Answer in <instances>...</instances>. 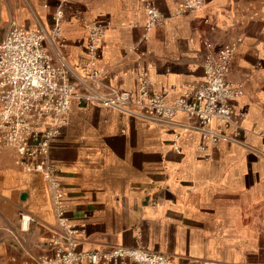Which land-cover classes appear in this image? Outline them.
Listing matches in <instances>:
<instances>
[{"label": "crops", "instance_id": "1", "mask_svg": "<svg viewBox=\"0 0 264 264\" xmlns=\"http://www.w3.org/2000/svg\"><path fill=\"white\" fill-rule=\"evenodd\" d=\"M181 1L0 0V39L10 19L50 27L61 6L72 63L87 60V25L100 21L106 81L135 95L146 71L173 100L203 79L205 40L238 38L227 77L243 84L229 102L241 113L242 143L200 150L194 130L73 102L50 157L82 249L143 244L167 254L165 264H264V156L253 150L264 151V0H204L194 11H182ZM150 3L165 19L146 29ZM16 156L0 150V264L50 253L57 229L45 178ZM20 213L31 217L26 229Z\"/></svg>", "mask_w": 264, "mask_h": 264}, {"label": "built area", "instance_id": "2", "mask_svg": "<svg viewBox=\"0 0 264 264\" xmlns=\"http://www.w3.org/2000/svg\"><path fill=\"white\" fill-rule=\"evenodd\" d=\"M204 0H182V11H194ZM145 28L164 22L165 16L153 4L146 6ZM61 6L52 13L50 27L38 22L26 28L10 19L0 39V150L16 152V164L45 178L57 219L48 246L50 253L31 256L19 264H165L171 258L146 245H116L107 249H82L77 228L70 222L64 204L61 170L50 157L71 104L106 107L145 121L178 126L200 134V150L207 144L242 143L239 137L241 113L230 100L243 94V84L228 79L239 39L215 44L205 40L202 58L203 79L173 100L165 90L153 89L146 71L138 77L135 95L118 90L107 80V71L98 65L105 35V23L94 20L87 25V60L72 63L62 36ZM183 113L186 120H178ZM264 134V133H262ZM250 147V146H249ZM253 148V147H251ZM264 156V151L253 149ZM21 228L31 217L20 213Z\"/></svg>", "mask_w": 264, "mask_h": 264}]
</instances>
